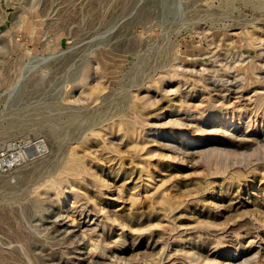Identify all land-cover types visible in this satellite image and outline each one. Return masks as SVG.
I'll return each mask as SVG.
<instances>
[{
    "label": "rangeland",
    "instance_id": "374dc122",
    "mask_svg": "<svg viewBox=\"0 0 264 264\" xmlns=\"http://www.w3.org/2000/svg\"><path fill=\"white\" fill-rule=\"evenodd\" d=\"M0 264H264V0H0Z\"/></svg>",
    "mask_w": 264,
    "mask_h": 264
},
{
    "label": "bare ground",
    "instance_id": "6f19581e",
    "mask_svg": "<svg viewBox=\"0 0 264 264\" xmlns=\"http://www.w3.org/2000/svg\"><path fill=\"white\" fill-rule=\"evenodd\" d=\"M187 114H188V112H187ZM192 116V115H191ZM173 117V116H172ZM151 132V131H150ZM152 135V134H151ZM183 138V137H182ZM159 139V138H158ZM141 144V143H140ZM140 144H137V145H140ZM144 150V149H143ZM71 155V154H70ZM72 161H74L75 163L69 168V170H68V173L71 175L72 173L71 172H73L74 173V171H77V173L78 172H81V173H85V171L84 170H82V168L77 164V162L79 163V161H80V158H78V157H76V156H72ZM86 172H88V171H86ZM120 173H121V171L118 173V175H120ZM106 181V180H105ZM112 184V183H111ZM101 186H103V187H105V189H109V191L111 190L110 188L112 187L110 184H107V182H103V183H101ZM84 192V191H83ZM224 197V196H223ZM249 201H250V199H249ZM227 202V201H226ZM256 209V208H255ZM53 224V223H52ZM61 228H65V230H67V232H69V228L65 225V223L64 222H60V221H58V223L57 224H53V226H52V229H55V230H60ZM67 237V236H66ZM66 237H64V238H66ZM77 237V236H76Z\"/></svg>",
    "mask_w": 264,
    "mask_h": 264
}]
</instances>
